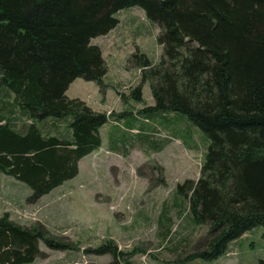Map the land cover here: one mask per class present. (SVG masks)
Here are the masks:
<instances>
[{
	"label": "trees",
	"instance_id": "1",
	"mask_svg": "<svg viewBox=\"0 0 264 264\" xmlns=\"http://www.w3.org/2000/svg\"><path fill=\"white\" fill-rule=\"evenodd\" d=\"M131 7L160 28L163 49L159 63L144 57L135 64L155 101L142 113H180L206 135L200 177L178 191L209 239L177 263L210 262L264 227V0H0V172L36 201L77 176L79 161L101 146L109 117L66 91L77 78L103 87L107 68L90 41ZM58 122L66 124L62 133ZM40 243L77 251L43 225L0 217V264L32 263ZM86 252L109 254L106 264H131L112 242Z\"/></svg>",
	"mask_w": 264,
	"mask_h": 264
},
{
	"label": "rangeland",
	"instance_id": "2",
	"mask_svg": "<svg viewBox=\"0 0 264 264\" xmlns=\"http://www.w3.org/2000/svg\"><path fill=\"white\" fill-rule=\"evenodd\" d=\"M115 18L113 29L90 41L107 68L103 90L77 78L66 91L109 117L100 129L101 146L79 161L77 176L36 201L25 184L0 172V217L24 227L43 225L77 247L50 250L40 243L42 255L30 264H106L109 254L86 249L107 242L129 254L131 264H179L208 243V227L194 223L189 197L178 191L187 180L199 179L206 135L180 113H142L155 101L135 64L161 61L160 28L140 7L120 10ZM137 87L138 101L132 97ZM15 117L31 123L19 113ZM54 125L59 133L66 129L63 122ZM263 258L264 227L258 226L221 257L187 264H258Z\"/></svg>",
	"mask_w": 264,
	"mask_h": 264
}]
</instances>
